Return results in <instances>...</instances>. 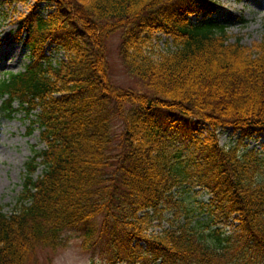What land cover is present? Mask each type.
Masks as SVG:
<instances>
[{
  "label": "trees",
  "instance_id": "1",
  "mask_svg": "<svg viewBox=\"0 0 264 264\" xmlns=\"http://www.w3.org/2000/svg\"><path fill=\"white\" fill-rule=\"evenodd\" d=\"M213 1L36 0L52 10L18 18L28 63L0 76V118L34 116L28 132L36 125L44 148L25 163L14 209L0 208V264H42L71 231L107 264H264V157L216 134L264 130V18L261 40L244 46L214 24ZM115 32L146 91L110 81ZM156 32L174 48L156 52ZM183 185L209 193L203 220L189 218ZM165 212L174 219L164 226Z\"/></svg>",
  "mask_w": 264,
  "mask_h": 264
},
{
  "label": "rangeland",
  "instance_id": "2",
  "mask_svg": "<svg viewBox=\"0 0 264 264\" xmlns=\"http://www.w3.org/2000/svg\"><path fill=\"white\" fill-rule=\"evenodd\" d=\"M36 5V0H0V76L5 72L22 70L28 63V49L20 37H17L18 18ZM212 5L214 7L212 20L214 24L225 27L230 41L238 38L242 45L252 46L261 40L264 0H214ZM36 10L45 15L52 8L47 2H41ZM199 19L200 16H189L192 23H196ZM119 42L120 32L111 34L106 41L110 81L122 88L146 91L142 84L126 71L119 54ZM150 43L156 52H167L174 48L172 39L161 32L153 33ZM45 50L52 60L64 58L63 51L55 49L52 44L46 45ZM14 105L17 106L16 103ZM32 119L34 116H25L23 110L0 118V208L6 214L14 209L22 191V182L26 173L25 163L30 160L34 151L44 148L36 125H33L34 128L28 132ZM121 128L120 120H116L114 129L119 131ZM201 130H203L202 136H205V129ZM216 134L220 145L226 147L239 145L241 150L254 149L264 157V130L246 136L231 127H224L218 129ZM172 136L168 135L169 139ZM36 160L39 161L40 158ZM42 170L43 165H39L31 176L35 179L42 173ZM176 194L180 195L188 207L189 218L204 219L205 212L199 209L198 203L209 198L210 195L206 189L183 185L176 191ZM170 219L174 218L165 212L161 224L165 226ZM96 221L99 223L100 217ZM152 229L158 231L159 227L155 226ZM70 234L68 245L65 248L55 253L44 250L39 254L42 264H48L47 257H51L52 264H107L97 253L80 249L79 242L82 237L79 233L71 231ZM146 264L154 263L148 261Z\"/></svg>",
  "mask_w": 264,
  "mask_h": 264
}]
</instances>
